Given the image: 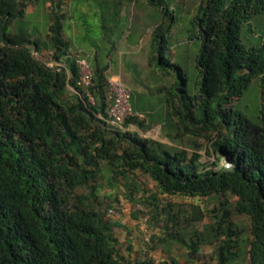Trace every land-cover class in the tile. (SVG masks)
Returning a JSON list of instances; mask_svg holds the SVG:
<instances>
[{
    "label": "trees",
    "instance_id": "trees-1",
    "mask_svg": "<svg viewBox=\"0 0 264 264\" xmlns=\"http://www.w3.org/2000/svg\"><path fill=\"white\" fill-rule=\"evenodd\" d=\"M28 1L0 0V264H121V225L110 220L100 197L103 187L109 189V199L118 186L126 189L129 201L150 204L152 213L158 211L157 193L225 197L220 215L208 216L211 221L193 230L189 242L168 225L161 228L166 238L157 237L185 245L189 259L211 246L213 264H242L241 230L231 220L226 199L235 197L236 213L251 220L247 264H264V42L246 46L241 39L243 26L264 11V0L201 4V15L192 22L201 40L196 93L190 92L186 72L164 53L169 26L161 23L153 31L157 55L152 60L162 74L175 77L170 89H159L168 107L163 124L177 128L170 139L204 135L206 153L213 157L207 163L199 151L110 126L109 66L97 56L88 60L73 54L71 40L63 34L62 22L71 19L65 12L52 11L46 42L9 33L12 21L24 17ZM148 1L162 5V0ZM71 5L74 12L92 8V16L111 36L123 33L120 1L74 0ZM44 50L53 67L37 57ZM78 58L87 59L93 70L87 89L77 85ZM253 81L258 104L250 113L234 102L241 101ZM132 111L124 126L148 129L137 118L143 113ZM140 175L154 184V191L144 188ZM203 218L198 211L189 225L195 228ZM157 264L186 263L171 257Z\"/></svg>",
    "mask_w": 264,
    "mask_h": 264
},
{
    "label": "rangeland",
    "instance_id": "rangeland-1",
    "mask_svg": "<svg viewBox=\"0 0 264 264\" xmlns=\"http://www.w3.org/2000/svg\"><path fill=\"white\" fill-rule=\"evenodd\" d=\"M73 1L29 0L24 17L13 20L8 31L11 34L23 33L30 40L46 42L52 11L65 12L71 19L62 22L63 34L71 40L73 54L88 60L97 56L101 62L108 64L107 78L117 77L128 87L131 91V106L143 113H137V118L148 129L131 124L128 127L123 126L120 131L134 132L141 137L160 140L169 146L186 148L189 152L199 151L202 154L201 161L205 163L213 160L212 155L206 153L209 142L204 135L183 133L176 139L169 138V134H176L177 128L175 125L163 124L168 107L164 93H159V89H170L175 83V77L174 74H162L152 60L157 55L152 45L153 31L157 25L165 23L170 28L166 34V42L162 44L166 48L165 55L186 72L190 92L196 93L199 90L195 59L201 48V40L198 31L193 29L192 22L201 15L200 6L206 0H162V5L157 7L150 5L148 0H111L120 1L122 4L120 17L123 33L118 31L113 36L111 31L101 29L99 19L92 16V8L86 10L84 7V11L74 12L71 5ZM113 39L115 43L111 42ZM241 39L246 46L256 47L264 42V11L254 16L250 24L243 26ZM37 57L49 62L50 53L44 50ZM50 64L53 63L49 62L48 65ZM257 86L255 81L251 82L241 101L234 103L243 110L255 112L258 104ZM69 89L76 92L72 87ZM179 132L185 131L181 128ZM138 177L145 189L154 191V184L149 179L141 175ZM125 190L118 186L107 199L105 194L109 193V189L103 187L100 194L109 209L110 220L121 225L117 230L121 264H136L138 261L157 264L170 262L171 257L186 264L214 263L211 246H203L194 259H189L185 245L174 241L167 242V239L159 242L157 237H165L161 228L168 225L172 233L179 234L189 242L193 230H202L211 221L208 216L220 215V201H224L225 197L191 198L157 193L155 203L158 211L152 213V206L143 199L140 203L126 199ZM226 199L229 201L231 220L241 230L240 263L247 264L251 220L246 215L236 213L235 197L227 195ZM214 209L215 212L212 213ZM198 211L204 214V218L193 228L189 221Z\"/></svg>",
    "mask_w": 264,
    "mask_h": 264
},
{
    "label": "built area",
    "instance_id": "built-area-1",
    "mask_svg": "<svg viewBox=\"0 0 264 264\" xmlns=\"http://www.w3.org/2000/svg\"><path fill=\"white\" fill-rule=\"evenodd\" d=\"M79 68V79L77 85L87 89L92 84L93 70L89 62L85 58H78L76 60ZM53 67L54 64H50ZM108 89L110 93L111 103L108 105V123L116 129H123L125 120L133 115L131 100V91L126 87L117 77H109L107 80ZM88 100L93 103L92 95L87 91ZM224 167L231 168L230 163H224Z\"/></svg>",
    "mask_w": 264,
    "mask_h": 264
},
{
    "label": "water",
    "instance_id": "water-1",
    "mask_svg": "<svg viewBox=\"0 0 264 264\" xmlns=\"http://www.w3.org/2000/svg\"><path fill=\"white\" fill-rule=\"evenodd\" d=\"M33 53L36 54V48H35V47H34V49H33Z\"/></svg>",
    "mask_w": 264,
    "mask_h": 264
},
{
    "label": "crops",
    "instance_id": "crops-1",
    "mask_svg": "<svg viewBox=\"0 0 264 264\" xmlns=\"http://www.w3.org/2000/svg\"><path fill=\"white\" fill-rule=\"evenodd\" d=\"M112 34V33H111Z\"/></svg>",
    "mask_w": 264,
    "mask_h": 264
}]
</instances>
